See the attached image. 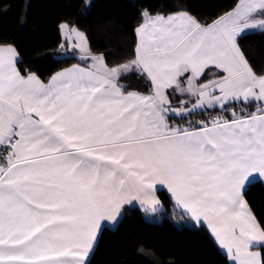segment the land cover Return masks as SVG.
Segmentation results:
<instances>
[{
	"label": "snow or ice",
	"instance_id": "1",
	"mask_svg": "<svg viewBox=\"0 0 264 264\" xmlns=\"http://www.w3.org/2000/svg\"><path fill=\"white\" fill-rule=\"evenodd\" d=\"M141 15L128 63L109 67L89 53L91 64L48 83L22 75L16 49L0 46V264H83L101 221L126 202L155 204L156 185L207 223L231 264H264L251 250L264 228L241 195L253 173L264 176V75L236 43L244 30L264 29V0H237L205 24L186 12ZM60 27L87 53L83 33ZM131 70L149 82L147 94L120 84ZM177 94L194 98L191 107L173 108ZM254 101L255 111L232 109L231 119L198 128L168 122Z\"/></svg>",
	"mask_w": 264,
	"mask_h": 264
},
{
	"label": "trees",
	"instance_id": "2",
	"mask_svg": "<svg viewBox=\"0 0 264 264\" xmlns=\"http://www.w3.org/2000/svg\"><path fill=\"white\" fill-rule=\"evenodd\" d=\"M237 0H0V46L12 45L19 53L18 70L48 81L57 71L82 63L76 54L63 51L61 25L80 30L90 51L115 67L135 56L136 28L142 13L168 15L187 12L201 24L211 23L232 10ZM238 44L257 75H264V29L245 33ZM127 90L147 94L149 82L137 72L122 76ZM252 110L253 104H232ZM228 107V106H227ZM229 108V107H228ZM219 109L193 113L185 125L199 127L211 121ZM231 117V115H225ZM165 210L157 220L138 208H125L116 227L105 226L88 264H230L205 225L178 222L173 202L158 192ZM244 196L264 228V184H247ZM264 257V246L261 248Z\"/></svg>",
	"mask_w": 264,
	"mask_h": 264
},
{
	"label": "crops",
	"instance_id": "3",
	"mask_svg": "<svg viewBox=\"0 0 264 264\" xmlns=\"http://www.w3.org/2000/svg\"><path fill=\"white\" fill-rule=\"evenodd\" d=\"M231 11V10H230ZM179 12H183V11H179ZM179 12H174V13H170V14H168V15H171V14H175V13H179ZM187 13V12H186ZM189 14V13H188ZM190 15V14H189ZM164 16H167V15H164ZM190 16H192V15H190ZM193 17V16H192ZM69 28H75V27H71V26H69ZM256 30H262L261 28H259V27H257V28H250V29H246V30H244L243 32H241L240 34H238V36H237V38H236V43H237V45H238V47H239V44H238V38L241 36V35H243V34H245V33H248V32H252V31H256ZM78 31V30H77ZM61 33H62V37H63V51H64V53H67V54H76L78 57H79V59L82 61V63H78V64H72V65H70V66H68V67H66V68H63V69H61V70H59V71H57L56 73H58V72H61V71H63V70H65V69H67V68H70V67H72L73 65H80V66H85V65H88V64H91L93 61L90 59V58H88V59H83L82 57H84V56H86V55H88L89 53H90V55H92V56H101V55H97V54H93L91 51H90V48H89V45L86 43L85 44V47L87 48V53H85V52H81V50L79 49V48H77V47H75V33H71V38H72V43L70 44L68 41H67V39H66V37L69 35V33L67 32V30H63L62 31V29H61ZM88 41V40H87ZM137 43H138V41H137ZM2 46H6V45H2ZM12 46V45H11ZM14 47V46H13ZM15 48V47H14ZM240 48V47H239ZM16 49V48H15ZM240 51H241V49H240ZM16 52H17V61L19 60V53H18V51L16 50ZM242 52V51H241ZM245 56V55H244ZM104 59V58H103ZM245 59H246V57H245ZM247 60V59H246ZM247 62H248V60H247ZM104 63L106 64V62L104 61ZM126 63H128V62H126ZM126 63H123V64H120V65H124V64H126ZM248 64H249V62H248ZM107 65V64H106ZM250 65V64H249ZM17 66V65H16ZM108 66V65H107ZM110 67V66H109ZM17 69H18V67H17ZM132 72H136L135 70H131V71H129L128 73H125L123 76H125V75H128V74H130V73H132ZM56 73H54L53 75H55ZM52 75V76H53ZM36 76V75H35ZM51 76V77H52ZM39 80H41L43 83H48L49 82V80L51 79H49L48 81H44V80H42L41 78H39L38 76H36ZM121 84V83H120ZM123 85V84H122ZM129 91H136V92H139V91H137V90H129ZM141 93V92H140ZM143 94H145V93H143ZM218 94V93H217ZM171 100H172V106H173V108H178V107H180V101L181 100H187V101H189V103H188V105H187V107H191V103H193L194 102V98H190V97H188L186 94L185 95H183V96H180L179 94H177L176 96H174V97H171ZM257 103L258 102H252V103H250V104H253V108H252V110H250V109H248V108H235V107H233L232 106V104H234V102H229V104L226 106L227 107V109H230V111L228 110V111H226V110H224V109H222L220 106H215V107H208V106H205L204 108H202V109H198V110H196V112H194V113H200V112H208V111H210V110H214V109H219L220 110V113L217 115V116H215V117H213V118H216V117H224V118H226V119H231L232 118V113H231V110L232 109H234L237 113H240L241 112V110L243 109L245 112H251V111H255L256 110V108H257ZM235 104H243L242 102H235ZM191 114H193V113H191ZM191 114H186L183 118H181L180 116H172L170 119H169V124L171 125V126H173V127H189V126H186L185 124L188 122V121H186V119H187V117L189 116V115H191ZM225 115H231V117H229V116H225ZM198 128V127H197ZM0 154L1 155H3L2 156V163L4 162V157H6V155H7V153H6V151L2 148V147H0ZM254 180H261L262 182H263V184H264V176H260L258 173H253L252 174V176L251 177H249V180L248 181H246L245 183H244V185H243V187H242V189H241V195H242V198H243V200L246 202V204H247V206H248V208H249V210L251 211V213H252V215L255 217V215H254V213H253V211H252V209L250 208V206H249V204H248V202H247V200H246V198H245V196H244V191H245V188H246V186H247V184L249 183V182H251V181H254ZM159 191H164L169 197H170V199L172 200V202H173V208H174V210L177 212V215H178V220H180V222H186V223H189V224H191V225H205L206 227H207V223L205 222V221H203V220H201V221H195L192 217H191V215L189 214V213H186L181 207H179V206H177L176 205V203H175V201H174V199L172 198V196H171V193L167 190V186L166 185H156L155 186V191H154V196H155V201H156V203L155 204H151V203H146V204H142L139 200H134V201H131V202H126V203H124V204H122L121 205V207H120V210H119V212L116 214V216H115V218L114 219H112V220H104V221H101V227L100 228H98L97 229V231H96V237H95V240L93 241V244H92V247L88 250V252H87V254L86 255H84L83 256V264H88V261H89V258H90V256H91V253H92V251H93V249H94V247H95V245H96V243H97V241H98V238H99V235H100V233H101V231H102V229L105 227V226H108V227H110V228H114V227H116L117 226V224L119 223V221L121 220V218H122V216H123V214H124V210H125V208H138L139 210H141V211H143V212H145L147 215H149L150 217H155L157 220H160L162 217H163V212H164V210H165V206H164V204H163V202H162V200L160 199V197H159V194H158V192ZM255 219H256V217H255ZM256 221L258 222V220L256 219ZM259 223V222H258ZM260 224V223H259ZM261 226V225H260ZM208 228V227H207ZM209 229V228H208ZM209 231L211 232V234H212V236H213V238L215 239V241H216V243L218 244V246L220 247V249L224 252V253H226L227 254V251L225 250V249H223L221 246H220V244H219V242L216 240V238H215V236L213 235V233H212V231H211V229H209ZM262 246H264V241H255V242H253V246H252V248H251V250L252 251H257V252H260L261 253V247ZM261 255H262V253H261ZM229 258V257H228ZM229 261H230V258H229ZM230 264H231V261H230Z\"/></svg>",
	"mask_w": 264,
	"mask_h": 264
},
{
	"label": "rangeland",
	"instance_id": "4",
	"mask_svg": "<svg viewBox=\"0 0 264 264\" xmlns=\"http://www.w3.org/2000/svg\"><path fill=\"white\" fill-rule=\"evenodd\" d=\"M76 29V28H75ZM76 30H78V29H76ZM78 32H81L80 30H78ZM82 33V32H81ZM85 36V35H84ZM85 38H86V36H85ZM86 43L88 44V41H87V38H86ZM89 45V44H88ZM180 220H178V222H179Z\"/></svg>",
	"mask_w": 264,
	"mask_h": 264
},
{
	"label": "built area",
	"instance_id": "5",
	"mask_svg": "<svg viewBox=\"0 0 264 264\" xmlns=\"http://www.w3.org/2000/svg\"><path fill=\"white\" fill-rule=\"evenodd\" d=\"M227 111H228V110H227ZM229 111H230V109H229ZM2 156H3V155L0 154V163H2Z\"/></svg>",
	"mask_w": 264,
	"mask_h": 264
}]
</instances>
